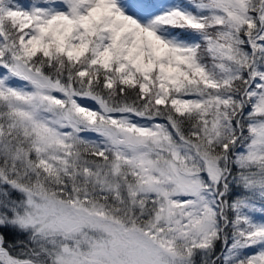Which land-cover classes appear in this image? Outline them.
Returning <instances> with one entry per match:
<instances>
[{
	"label": "snow or ice",
	"instance_id": "1",
	"mask_svg": "<svg viewBox=\"0 0 264 264\" xmlns=\"http://www.w3.org/2000/svg\"><path fill=\"white\" fill-rule=\"evenodd\" d=\"M0 264H264V0H0Z\"/></svg>",
	"mask_w": 264,
	"mask_h": 264
},
{
	"label": "trees",
	"instance_id": "2",
	"mask_svg": "<svg viewBox=\"0 0 264 264\" xmlns=\"http://www.w3.org/2000/svg\"><path fill=\"white\" fill-rule=\"evenodd\" d=\"M13 254H15V253H13Z\"/></svg>",
	"mask_w": 264,
	"mask_h": 264
}]
</instances>
